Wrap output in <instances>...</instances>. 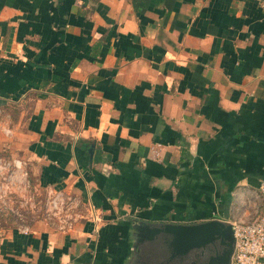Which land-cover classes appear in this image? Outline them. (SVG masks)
Segmentation results:
<instances>
[{
	"label": "crops",
	"instance_id": "1",
	"mask_svg": "<svg viewBox=\"0 0 264 264\" xmlns=\"http://www.w3.org/2000/svg\"><path fill=\"white\" fill-rule=\"evenodd\" d=\"M2 110L79 207L0 234V264H127L136 221L231 222L264 180V0H0Z\"/></svg>",
	"mask_w": 264,
	"mask_h": 264
},
{
	"label": "water",
	"instance_id": "2",
	"mask_svg": "<svg viewBox=\"0 0 264 264\" xmlns=\"http://www.w3.org/2000/svg\"><path fill=\"white\" fill-rule=\"evenodd\" d=\"M127 264H231L236 237L228 220L191 223L136 221ZM154 256V257H153Z\"/></svg>",
	"mask_w": 264,
	"mask_h": 264
},
{
	"label": "rangeland",
	"instance_id": "3",
	"mask_svg": "<svg viewBox=\"0 0 264 264\" xmlns=\"http://www.w3.org/2000/svg\"><path fill=\"white\" fill-rule=\"evenodd\" d=\"M7 113L0 112V234L36 217L49 218L56 211L49 192L35 187L26 163L13 149Z\"/></svg>",
	"mask_w": 264,
	"mask_h": 264
},
{
	"label": "built area",
	"instance_id": "4",
	"mask_svg": "<svg viewBox=\"0 0 264 264\" xmlns=\"http://www.w3.org/2000/svg\"><path fill=\"white\" fill-rule=\"evenodd\" d=\"M246 192L248 196L238 209L239 214L231 220L236 237L231 264H264V180L257 190ZM49 196L56 209L49 218L70 221L75 215L77 200L60 192H49ZM19 229L28 232L24 224Z\"/></svg>",
	"mask_w": 264,
	"mask_h": 264
}]
</instances>
